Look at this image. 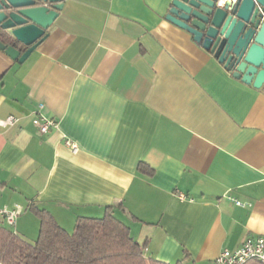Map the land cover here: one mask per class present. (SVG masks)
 I'll use <instances>...</instances> for the list:
<instances>
[{
	"label": "crops",
	"instance_id": "crops-1",
	"mask_svg": "<svg viewBox=\"0 0 264 264\" xmlns=\"http://www.w3.org/2000/svg\"><path fill=\"white\" fill-rule=\"evenodd\" d=\"M170 1L64 0L27 59L0 49V118L19 117L0 124V207H20L27 239L31 203L70 231L112 205L171 263L215 264L264 236V83L166 19ZM39 109L59 126L42 132Z\"/></svg>",
	"mask_w": 264,
	"mask_h": 264
},
{
	"label": "water",
	"instance_id": "water-1",
	"mask_svg": "<svg viewBox=\"0 0 264 264\" xmlns=\"http://www.w3.org/2000/svg\"><path fill=\"white\" fill-rule=\"evenodd\" d=\"M63 5L64 0H0V49L23 62L48 36ZM165 17L234 77L256 87L264 83V0H171Z\"/></svg>",
	"mask_w": 264,
	"mask_h": 264
},
{
	"label": "trees",
	"instance_id": "trees-1",
	"mask_svg": "<svg viewBox=\"0 0 264 264\" xmlns=\"http://www.w3.org/2000/svg\"><path fill=\"white\" fill-rule=\"evenodd\" d=\"M29 208L40 220L37 238L29 240L0 222V264H184L147 256L146 244L133 238L112 205L100 217L79 215L71 231L48 209L33 203ZM243 264L264 262L250 259Z\"/></svg>",
	"mask_w": 264,
	"mask_h": 264
},
{
	"label": "built area",
	"instance_id": "built-area-1",
	"mask_svg": "<svg viewBox=\"0 0 264 264\" xmlns=\"http://www.w3.org/2000/svg\"><path fill=\"white\" fill-rule=\"evenodd\" d=\"M41 109L43 104L40 105ZM39 109V127L42 132H48L54 127L59 126V121L48 116ZM19 117L10 114L5 118H0V124L11 125L16 123ZM66 143L73 149L77 150L78 145L75 141L67 138ZM181 197H185L183 193H179ZM236 203L242 204L240 200L234 199ZM21 213L20 207L9 208L7 206L0 207V222L13 225L17 216ZM250 259H259L264 262V236L257 235L255 237H247L242 244L236 249H223L215 258V264H243Z\"/></svg>",
	"mask_w": 264,
	"mask_h": 264
},
{
	"label": "rangeland",
	"instance_id": "rangeland-1",
	"mask_svg": "<svg viewBox=\"0 0 264 264\" xmlns=\"http://www.w3.org/2000/svg\"><path fill=\"white\" fill-rule=\"evenodd\" d=\"M14 228V227H13Z\"/></svg>",
	"mask_w": 264,
	"mask_h": 264
}]
</instances>
